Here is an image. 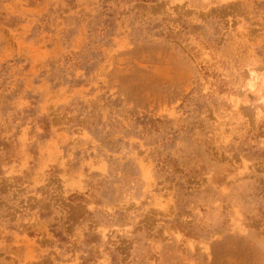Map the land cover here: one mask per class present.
<instances>
[{
	"label": "rangeland",
	"instance_id": "rangeland-1",
	"mask_svg": "<svg viewBox=\"0 0 264 264\" xmlns=\"http://www.w3.org/2000/svg\"><path fill=\"white\" fill-rule=\"evenodd\" d=\"M0 264H264V0H0Z\"/></svg>",
	"mask_w": 264,
	"mask_h": 264
}]
</instances>
